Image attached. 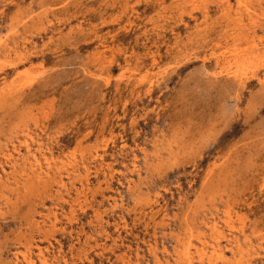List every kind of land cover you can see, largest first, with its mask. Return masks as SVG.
I'll return each mask as SVG.
<instances>
[{"label": "rangeland", "instance_id": "1", "mask_svg": "<svg viewBox=\"0 0 264 264\" xmlns=\"http://www.w3.org/2000/svg\"><path fill=\"white\" fill-rule=\"evenodd\" d=\"M0 176V264H264V0H0Z\"/></svg>", "mask_w": 264, "mask_h": 264}, {"label": "bare ground", "instance_id": "2", "mask_svg": "<svg viewBox=\"0 0 264 264\" xmlns=\"http://www.w3.org/2000/svg\"><path fill=\"white\" fill-rule=\"evenodd\" d=\"M233 52V51H232ZM244 52V51H243ZM249 64V63H248ZM238 67V66H237ZM24 130V129H23ZM27 131V130H26ZM27 137V136H26ZM10 142V141H9ZM32 143V142H31ZM30 144V143H29ZM20 148V147H19ZM28 149V148H27ZM40 150V149H39ZM48 150V149H47ZM121 152V151H120ZM101 160V159H100ZM34 161H35V167L36 166H38L39 165V161L35 158L34 159ZM48 162V161H47ZM48 165H49V163H48ZM34 166V165H33ZM133 166V165H132ZM16 167V166H15ZM33 168V167H32ZM57 169V168H56ZM135 170H136V168H135ZM40 175V174H39ZM1 177V176H0ZM83 186V185H82ZM79 197V196H78ZM110 200H112V199H110ZM114 200V199H113ZM113 200H112V202H113ZM157 201V200H156ZM115 206V205H114ZM113 206V207H114ZM119 206V205H118ZM117 207V206H116ZM122 207V206H121ZM151 207V206H150ZM120 208V207H119ZM98 212V211H97ZM50 216V215H49ZM225 216V215H224ZM159 217V216H158ZM102 218V217H101ZM148 219V218H147ZM56 220V219H55ZM98 220V219H97ZM35 223V222H34ZM100 223V222H99ZM154 223V222H153ZM35 224H37V223H35ZM74 224V223H73ZM53 225V224H52ZM36 226V225H35ZM148 226V225H147ZM54 227V226H53ZM38 228V227H37ZM99 228V227H98ZM119 228V227H118ZM209 229L212 231V232H216V230H217V225L215 224V223H211V225L209 226ZM105 233V232H104ZM156 241V240H155ZM230 241V240H229ZM233 242H234V240H233ZM228 243V242H227ZM232 243V242H231ZM250 243V242H249ZM228 245V244H227ZM230 245V244H229ZM233 245V244H232ZM231 245V246H232ZM121 246V245H120ZM213 247V246H212ZM220 247V246H219ZM247 247V246H246ZM116 248V247H115ZM111 249V248H110ZM37 250V249H36ZM38 250H39V248H38ZM42 250V249H41ZM47 250V249H46ZM45 250V251H46ZM205 250V249H204ZM213 251H215L216 253H219L220 254V256L222 255L221 253H222V250L220 249V248H218V244L216 243V245H215V247H214V250ZM233 251V250H232ZM52 252V251H51ZM240 252H241V250H240ZM199 253V252H198ZM197 253V254H198ZM52 254V253H51ZM153 255V254H152ZM218 255V254H217ZM23 256V255H22ZM15 257V256H14ZM38 257L40 258L39 260H41L40 262H42V264H47L46 262H47V258H45L44 256H43V254H42V252L39 250V252H38ZM62 257V256H61ZM22 258V257H21ZM23 258L24 259H22V260H27V259H29L27 256H26V254L23 256ZM222 258V257H221ZM225 258V257H224ZM65 259V258H64ZM51 260V259H50ZM58 260V259H57ZM122 260V259H121ZM13 261V260H12ZM31 261V260H30ZM53 261V260H52ZM123 262V261H122ZM128 262V261H127ZM223 262V261H222ZM25 263H27V262H25ZM64 263V262H63ZM125 263V262H124ZM187 263V262H186ZM27 264H31L30 262H28ZM33 264V263H32ZM52 264H54V263H52ZM65 264V263H64Z\"/></svg>", "mask_w": 264, "mask_h": 264}]
</instances>
